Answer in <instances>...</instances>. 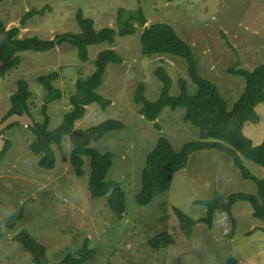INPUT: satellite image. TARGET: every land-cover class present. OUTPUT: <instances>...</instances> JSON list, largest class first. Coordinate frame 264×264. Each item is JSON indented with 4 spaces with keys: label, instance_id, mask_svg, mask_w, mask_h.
<instances>
[{
    "label": "rangeland",
    "instance_id": "1",
    "mask_svg": "<svg viewBox=\"0 0 264 264\" xmlns=\"http://www.w3.org/2000/svg\"><path fill=\"white\" fill-rule=\"evenodd\" d=\"M32 8L44 10L22 24L23 15ZM120 8L134 16L132 23L137 32L117 34L113 43L89 45L86 60L69 42L47 51H20V63L0 75V121L11 106L10 96L17 89V80L23 78L32 92L30 117L44 121L45 104L49 129H54L71 107L70 95L76 91V81L94 71L98 52L117 50L123 62L109 63L97 88L110 104L104 109L98 103L89 104L86 114L75 122V129H86L109 118L124 123L123 129L109 131L89 145L112 152L106 178L121 182L125 212L119 217L110 209L106 195L90 193V157L84 156L83 173H75L70 162L73 144L69 135L63 138L62 148L53 144L56 163L45 168L29 147L36 136L32 128L14 122L2 131L9 147L2 149L0 161V264H33L30 252L13 239L24 229L45 246L52 262L82 248L88 238L96 252L83 264H225L229 256L241 264H263L264 222L253 215L249 201L237 200L231 214L216 211L211 225L201 219L207 215L206 200L216 192L225 199L233 192L258 193L255 181L244 178L223 151H193L186 166L175 172L168 190L146 205L138 204L142 169L157 140L165 136L179 149L185 142L198 139L199 129L185 121L183 106H165L155 121L145 118L134 95L143 84L146 99L158 98L162 83L155 69L159 66L171 77L170 94H178L179 78L186 79L189 93L197 90L182 58L147 56L141 51L143 26L136 19L141 10L147 24L168 23L192 45L199 72L217 84L228 107H232L244 89L245 79L229 74L227 69L234 64L252 69L264 62V0H0V20L6 29L18 26L19 37L53 39L58 33L79 30L78 9L93 19L97 29L117 28ZM55 70L59 77L53 83L62 97L47 102V91L38 77ZM256 111L259 121L246 122L243 132L259 144L264 138V100L256 105ZM243 162L256 176L263 175L261 165L245 158ZM175 208L196 219L189 236L181 228ZM12 215L14 219L6 221ZM162 231L170 232L174 242L155 249L149 239Z\"/></svg>",
    "mask_w": 264,
    "mask_h": 264
},
{
    "label": "trees",
    "instance_id": "2",
    "mask_svg": "<svg viewBox=\"0 0 264 264\" xmlns=\"http://www.w3.org/2000/svg\"><path fill=\"white\" fill-rule=\"evenodd\" d=\"M43 10L32 8L26 11L21 23L25 24L28 18L42 13ZM133 18L132 14H127L123 8H120L117 15V28L105 26L97 29L93 19L83 15L82 10L78 9L76 20L79 30L58 33L53 39H44L37 35L19 37L20 28L18 26L6 29L5 23L0 20V59L6 61V64L0 68V75L3 76L9 69L20 63V51H47L62 42L74 45L79 57L86 60L89 57V45L102 42L113 43L117 34L136 33L132 23ZM136 19L143 26L140 31L141 51L147 56L170 55L182 58L187 65L188 77L197 86L196 92L189 93L186 79L179 78L178 94H170L171 77L164 67L159 66L155 69V73L162 83L160 94L156 100H148L144 96V85L139 84L134 95V101L140 105L139 112L145 118L155 121L165 106L171 108L183 106L185 107V121L191 122L199 129V138L185 142L179 149L174 148L165 136L157 140L146 156L141 173V188L136 194V201L140 205H146L168 190L175 172L186 166L189 155L193 151L215 148L233 159L244 178L255 181L258 193L233 192L225 199L221 193L216 192L211 199L206 200L207 215L201 219L211 225L212 216L216 211H227L231 214L233 204L243 199L252 204L253 215L264 222V138L261 143L254 144L251 138L243 132L246 122H258L260 119L256 105L264 100V62L252 69L240 67L238 64L227 69L229 74L242 76L245 79L242 93L232 107H228L217 84L199 72L190 43L180 37L168 23L147 24V19L141 10ZM111 62H123V56L114 48H106L98 52L94 60V71L86 78L76 81V91L70 95L71 107L63 114L60 124L54 129H49L50 118L44 104V121L37 122L33 119L34 125L30 126L36 136L29 147L39 156L38 164L41 167L52 168L56 163L53 144L62 148L63 138L69 135L73 144L70 162L75 173L77 175L83 173L84 156L90 157L91 174L88 182L90 193L94 196L106 195L110 209L121 217L126 208L125 192L120 181L106 178L114 156L112 152H101L89 143L92 140L101 139L109 131L123 129L124 123L119 119L109 118L86 129H75V122L86 114L89 104L98 103L103 109L110 104V99L99 94L97 88L101 85L106 67ZM58 77L57 70L38 77L39 82L47 91L45 97L47 102L62 97L61 90L53 83ZM31 95L27 81L19 78L17 89L10 96L11 106L4 118L12 113L23 111L31 115L29 109ZM8 147L9 141L7 140L4 150ZM3 151L0 153V161ZM243 158L261 165L263 175L258 177L252 173L245 166ZM175 211L180 219L181 228L189 236L196 219L185 215L178 208H175ZM13 217V215L8 217L6 221L11 222ZM262 229L264 230V226ZM13 239L21 242L30 252L33 264H83L96 252V249L90 246L89 239L86 238L82 248L77 251H68L58 261L52 262L47 257L45 246L27 230L19 231ZM173 242L174 237L168 231H162L149 239V244L155 249L165 248ZM225 264L241 263L236 257L229 256Z\"/></svg>",
    "mask_w": 264,
    "mask_h": 264
},
{
    "label": "water",
    "instance_id": "3",
    "mask_svg": "<svg viewBox=\"0 0 264 264\" xmlns=\"http://www.w3.org/2000/svg\"><path fill=\"white\" fill-rule=\"evenodd\" d=\"M5 64L6 61L4 59H0V68L3 67ZM14 122H20L27 126L34 125V121L27 111H23L22 113H12L5 117L2 121H0V152L4 148L6 142V139L2 135V131Z\"/></svg>",
    "mask_w": 264,
    "mask_h": 264
}]
</instances>
